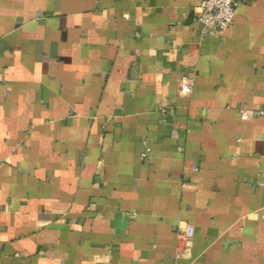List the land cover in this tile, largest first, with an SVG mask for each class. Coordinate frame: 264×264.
<instances>
[{"label":"crops","instance_id":"crops-1","mask_svg":"<svg viewBox=\"0 0 264 264\" xmlns=\"http://www.w3.org/2000/svg\"><path fill=\"white\" fill-rule=\"evenodd\" d=\"M201 1L0 0V264H264V0Z\"/></svg>","mask_w":264,"mask_h":264},{"label":"built area","instance_id":"built-area-1","mask_svg":"<svg viewBox=\"0 0 264 264\" xmlns=\"http://www.w3.org/2000/svg\"><path fill=\"white\" fill-rule=\"evenodd\" d=\"M240 0H202L195 12V19L202 25L204 33L215 32L224 33L233 23L236 9ZM193 83L186 78L180 81V93L188 96L192 93ZM252 113L243 111L242 118L248 120ZM147 152L143 154L145 157ZM194 228L191 225L179 227L177 236L180 243V255L188 252L190 244L194 238Z\"/></svg>","mask_w":264,"mask_h":264}]
</instances>
